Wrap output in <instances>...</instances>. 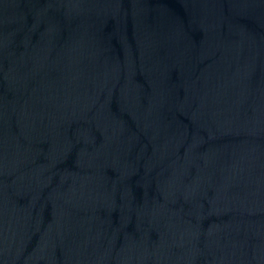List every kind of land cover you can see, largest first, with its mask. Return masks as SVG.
<instances>
[{"label":"water","instance_id":"water-1","mask_svg":"<svg viewBox=\"0 0 264 264\" xmlns=\"http://www.w3.org/2000/svg\"><path fill=\"white\" fill-rule=\"evenodd\" d=\"M0 264H264V0H0Z\"/></svg>","mask_w":264,"mask_h":264}]
</instances>
